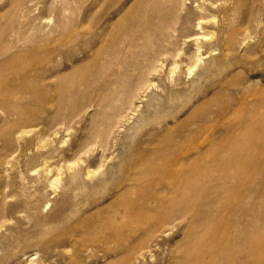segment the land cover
<instances>
[{"label":"bare ground","instance_id":"bare-ground-1","mask_svg":"<svg viewBox=\"0 0 264 264\" xmlns=\"http://www.w3.org/2000/svg\"><path fill=\"white\" fill-rule=\"evenodd\" d=\"M127 1L15 0L18 22L9 18L5 24L9 34L27 37L35 58L13 69L17 80L0 79L7 120L24 115L13 122L18 129L6 127L11 120L2 129V121L0 141L17 144L34 132L19 153L37 162L27 173L34 175L31 187L43 180L55 193L63 181L52 220L67 224L61 241L73 256L84 254L90 263L153 264L155 250L181 231L170 264H261L264 175L250 150L264 148V97L237 102L253 104L250 111L224 97L213 107L206 98H184L198 88L183 80L201 67L203 55L222 44L231 50L238 35L242 41L245 30L230 28L228 20L236 8L243 11L241 24L254 19L255 0L229 1L228 8L223 3L226 22L219 24L208 16L215 0H133L122 9ZM27 95L30 100L22 102ZM232 115L239 121L231 122ZM23 123L37 130L21 129ZM71 131L77 138L64 152L60 143ZM8 185L0 190L2 226L36 209L34 193L10 192Z\"/></svg>","mask_w":264,"mask_h":264},{"label":"rangeland","instance_id":"rangeland-1","mask_svg":"<svg viewBox=\"0 0 264 264\" xmlns=\"http://www.w3.org/2000/svg\"><path fill=\"white\" fill-rule=\"evenodd\" d=\"M132 1L133 0H128L127 3L125 5H123L122 9L130 7L132 4ZM212 1H214V0H212ZM215 1H217L215 5L217 6L218 10H217V8H215L214 9L215 13L213 12V9L208 13V16H210L209 21L215 22V24H217V23L219 24L221 21L226 22V21H224L226 15L224 14V12L222 10L225 9V6H227L226 8H228L229 6L231 7L232 2L229 3V1H233V0H228V1L227 0H215ZM224 1L227 3H225ZM14 2H15V0H12V2H11V0H0V30L2 29L3 30L2 32H7V33H4V35H3L4 38L0 34V37H1L0 38V45L2 44V47L0 46V49H2L3 54H4V51H8V52H5L6 55L2 54V57H1L2 52L0 53V58L4 61V63H3V61L0 59V63H1L0 68H1V66L3 68V69L2 68L0 69V71L1 70L3 71V72L2 71L0 72V79H2V81H4V83H9V81L13 82V81L17 80L16 76L15 77L12 76V72H13V69L17 70L18 63L20 66L21 64H23L26 61L27 62H33L34 58H35V55H33V54L30 55V53H29V50L32 49V45L28 41L26 36H24V37L22 36L24 39L23 40V39H21L22 37L20 35H17L15 32H11V34L15 37H13L11 34H9L10 31L8 32V27L6 25L7 24L6 21L9 18H11L12 22L14 20L13 23L17 24V22H18L17 19H19V13L17 15V12H15V10H14V5H15ZM223 3L225 6L223 5ZM85 5H86L85 7L89 6L88 3H86ZM188 6L190 7L191 4H189ZM223 7H224V9H222ZM251 8H252L251 12H253L252 18H254V19H251L250 21L246 22L245 24H241L242 23L241 20L243 17V11L241 8H236V11L233 12V15L229 17L230 20H228V21L230 23L227 21V23H229L230 28L236 29V28L241 26L240 29L245 30L244 38L242 39V41H245V42L243 43L241 40H238V38L241 39V36L238 35L239 37L237 36V43L235 44V46H233V48L231 50L228 51V49H226L227 47L224 44H222L221 46L216 47V49L219 48L218 49L219 53L217 52L218 50H214L212 53H215V54L211 53L212 54L211 55V54L207 53L208 55L207 54L203 55L202 56L203 57V63L201 65V67L199 69H197L193 75H190V77L188 75H185V77H184L185 79H183L185 81V84L187 83L186 84L187 87L189 86V84L191 85V83L193 82L194 88H198V89H196V91L198 90L199 92L197 91L196 94H194V93L187 94L186 95L187 97L184 96V98L187 99L188 97H191L190 95L193 94V96L195 95V97L196 96L200 97V99L198 100V103H200L202 99H203L202 101H204L206 98V101H204L205 104L206 105L211 104V106L214 107V105L217 104L224 97L223 100L226 99L229 102H231L233 100L234 102L232 101L231 103L235 105V108H239L240 111L244 112L247 109L249 111L251 109L254 110L253 104L255 103V100H257L261 96L264 97V25H263L264 24V13H263L264 12V0H257V1L255 0L251 4ZM219 9H221V10L219 11ZM254 9H255V11H254ZM256 13H257V16H255ZM222 16H223V18H222ZM259 17L261 19H259ZM254 21L256 23H254ZM1 26H3V27H1ZM209 27H212L211 23H210ZM209 30L215 31L214 27L212 29L209 28ZM237 30H239V28ZM2 32H0V33H2ZM220 33L223 34L224 32L220 31ZM9 37H11L13 39L15 38L16 40L15 39L14 40H15V43L17 42V45L13 42V40H11V38L9 39ZM7 39L9 41H7ZM240 41H241V43H240ZM5 42L7 44H10V45L8 46ZM3 43H4V45H3ZM12 43H13V45H12ZM14 44L16 45V47H13V46H15ZM238 44L240 45V47L237 46ZM11 45H12V49H11ZM207 46L208 45H205V43H204L203 50H206V48H208ZM3 47L5 48L4 51H3ZM7 47H10V48H8V50H7ZM221 47H222V49H221ZM236 47H238V48H236ZM21 48L22 49L24 48V49L21 50ZM9 49L12 51H9ZM233 49H235V50H233ZM236 49H237V52H236ZM220 50H222V53H220L221 52ZM233 51H235V53ZM10 53L13 55V57H11ZM24 54L27 55V57H25ZM14 55H15L16 59H18V60L15 59ZM19 55H21V56L18 58L17 56H19ZM3 57H5V58H3ZM25 58H27V59H25ZM29 58H30V60H29ZM12 65H14V66H12ZM4 74H6L5 77H4ZM254 83H256V84H254ZM242 89H243V91H242ZM246 91H247V93H245ZM225 92H227V93L225 94ZM242 93H244V96L241 95ZM227 97H229L231 99H229V98L227 99ZM26 98L22 99V102H28L30 100V97L27 98V100H26ZM241 98L244 99V102H245V100H247L246 102H248V103L253 102V104H250V105L249 104L248 105L241 104V106H239L237 102H240ZM211 100H213V101H211ZM216 100H218L217 103H215ZM33 108H31V109H33ZM0 109H1L0 110V131H2V129H4V127L7 125L9 120H11V121L8 123V125L6 127H10V126L12 127L13 126L15 129L16 128L18 129V125L20 126V123L18 125H16V124H13V122H15V120H18V118H20L22 120L21 117H23L24 115L21 114V116L18 115L19 116L18 117V116H15L14 114L13 115L11 114V115H9V117H10L9 120H7L8 114H6L2 110V108H0ZM33 111H36V108H34ZM202 111H204V109H202L201 112ZM13 116H14V118H13ZM235 116H233V115L230 116L229 119L231 122L239 121V118H238L239 116L238 115H235ZM2 121H4V123H6V124L1 129V127H2L1 125L3 124ZM27 124L29 127L27 126ZM30 124L31 123L21 124V125H24L21 127V129L25 130L27 128L26 130H28V129L35 128V130H37V128L33 124L31 126H30ZM31 127H33V128H31ZM78 127H76V128H78ZM233 132L234 133H232V135L239 134V132H237L235 130ZM70 133L69 134L64 133L65 136L63 139L65 141L62 139V142L60 143L61 144L60 150H64V152H68V149L71 148L72 143L75 142V140L77 138V136H76L77 132L76 131L75 132L71 131ZM33 134H34V132H30L29 134H27V136L25 135L26 138H25V136H23L21 141L20 140L17 141L18 145L15 143L16 142L15 140L13 141L12 144H7L4 141H2L3 142L2 143L0 141V148H1L0 149V190L3 189L2 187H4L5 185H8V184H9L8 188H6V189L8 191L11 190L10 192L14 191V193L15 192L18 193L19 191H22L25 189V193H26V190H27V192L34 193V198H32V200L34 199L33 202L36 200V202L38 201L37 203H39V204H37L36 202H34V206H36V209L32 210V212L29 216L23 214V215H21V218H20V216L16 215L17 217L14 218V216H13V217H11V219H7V221L3 222L4 223L3 226L0 225V264H74V263H76V264H106L105 262H103L101 260H99L95 263H90V259H88L89 257H87L84 254H82L80 257L73 256L72 251L70 249H68L69 247L66 245L65 246L62 245L63 244L61 241L62 233L65 232L64 229L67 227V224L66 223H59V224L53 223L52 216L54 215V213H56L58 211V209L60 207V203H59L60 199L59 198H61V193H63L62 192L63 181L61 184H59V188H57V190L54 191L55 193L52 192V189L45 183V181L40 180V179H39L40 181H38V182H40L41 184L40 183L37 184L36 185L37 187H35V188L31 187L32 183H31V180L29 181V179H32L34 177V175L31 176L30 174H27V173H29L30 167H32L31 165H33V164L35 165L37 162L34 160H28L27 157L24 159L25 155L20 154L21 148H19V147L22 144V141H26V140L28 141ZM248 137H250V136L248 135ZM0 140H2V138H0ZM3 144H5V145L7 144L9 148H7V146L4 145V147H5V149H4ZM14 144H15V146H14ZM10 145H12V146H10ZM16 146H18V147H16ZM250 155L254 157L256 163L262 165L261 170H260V174L264 175V148L260 147V146L252 148L250 150ZM1 156H3V158ZM69 158H70V156H69ZM5 160H6V163H5ZM7 162H8V164H7ZM11 166L12 167L14 166V167L12 168ZM247 171L251 172L252 168H248ZM219 173H222V171L220 170ZM21 175H23V178H20ZM53 176H54V173H53ZM53 176L51 174V177H53ZM5 179H9V180H5ZM41 181H43V182H41ZM11 182H12V184H11ZM256 182H258V180ZM23 183L25 185L27 184V186H25ZM18 185H20L21 187ZM23 185L25 186V188ZM9 188H11V189H9ZM21 188H22V190H21ZM37 188H39L40 190ZM34 189H35V191L37 189V191H36L37 194L34 192ZM26 194H28V193H26ZM248 199H249V201L254 200L252 198H248ZM202 201H203V199L201 198V202ZM254 201H258V199H255ZM263 203H264V200H262V204ZM38 206H39V208H38ZM35 211H36V213H35ZM57 225H59L61 228L57 229V231H56L55 227ZM49 226L52 229L54 228L52 230V233H50L51 232V229H50V231L41 235V231L43 229H45V230L49 229ZM36 227H38V228H36ZM261 228H262V231H261L260 237H261V241L264 243V223H262ZM198 232H199V235L195 238L196 250L200 249L201 242H202L200 237H201V235H203V229L202 228L199 229ZM39 233H40V235H39ZM175 234H179V236L178 235L176 236ZM181 235H183L181 233V231L178 233H176L174 231V233H172V235H169L170 238L168 236V240L166 239L167 241H166V244L164 246V249L160 250L158 252L155 250L154 254L156 255V259H155L153 264H158V263L159 264H167V262H169V264H170V262H172V259L167 260L169 257V251H171L174 248L175 243H177V241H179V239L181 240ZM176 238H178V239H176ZM60 241H61V243H60ZM52 242H54V243H52ZM66 247H68V248L66 249ZM252 253L254 254V252H252ZM158 254H160V255H158ZM257 254L261 259V262H262L261 264H264V247L260 251H258ZM33 255H34V259L32 261H30L29 259H31ZM72 258L73 259L75 258V259L73 260ZM76 259H78V260H76ZM149 264H151V263H149Z\"/></svg>","mask_w":264,"mask_h":264}]
</instances>
